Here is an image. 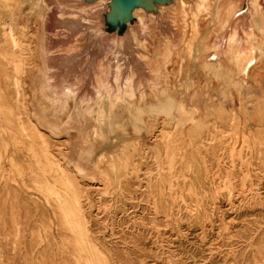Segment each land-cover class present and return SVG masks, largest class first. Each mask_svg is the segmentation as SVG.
<instances>
[{
  "label": "rangeland",
  "instance_id": "374dc122",
  "mask_svg": "<svg viewBox=\"0 0 264 264\" xmlns=\"http://www.w3.org/2000/svg\"><path fill=\"white\" fill-rule=\"evenodd\" d=\"M17 1L28 11L35 2ZM39 4L42 74L36 21L22 5L16 20L25 26L8 30L0 0V264H264V69L241 73L225 55L233 30L245 44L246 16L236 13L223 30L214 23L209 51L194 64L178 10L173 51L150 46L139 50L141 60L125 0L109 11L106 3L92 11L63 0ZM206 31L203 24L200 39ZM40 78L82 104L95 106L103 87L113 95L117 85L145 102L129 117L100 119L92 134L91 126L62 129L40 119ZM39 99L52 113L63 103Z\"/></svg>",
  "mask_w": 264,
  "mask_h": 264
},
{
  "label": "bare ground",
  "instance_id": "6f19581e",
  "mask_svg": "<svg viewBox=\"0 0 264 264\" xmlns=\"http://www.w3.org/2000/svg\"><path fill=\"white\" fill-rule=\"evenodd\" d=\"M63 1L74 5V6L69 5L70 8H72L71 10H73V8H80L82 10L90 9L91 11L93 9L95 10L98 8H102V5L106 3L107 10L109 11L111 10L110 3L113 2L114 0H91V1L81 0L82 3L80 1L78 3L70 2L69 0H63ZM150 1H152V3L156 5L155 10L153 9L147 10L145 5L139 1L133 4L130 9V14L132 18H134L138 23L140 30L139 33L138 30H136L131 25V23H129L128 20L126 21L127 22L126 24L129 26L128 27L129 37L131 39L132 45H134L133 47L134 50H132V52L134 53L133 55L135 57L144 60L141 58L143 57V55L140 54L139 50L143 48L146 49L150 46L151 48H153V52L161 51L162 49L166 50L167 52L173 51L172 46L169 44V39H170L169 37L170 35L173 34V30L176 29L174 25L175 22L174 15L176 10H178L182 18L180 25V31L182 33V47L187 52V56L188 57L190 56V58L188 59L192 58V61L195 64L196 58L199 56L200 53H202V51H209L208 50L209 46L206 45L205 39L209 35V30L211 29V27L214 26L213 24L214 23L216 24L214 28H217L218 30H223L225 27L228 26L231 18L236 13H238L239 15L246 16V20H247V30L245 32V44H242L241 42L235 40L236 32L233 30L228 38V42L225 48L226 58L228 62L234 64L241 73L248 72L252 69H258V70L264 69V0H170L168 3H163L160 0H150ZM1 2L2 5L7 8V12L9 15L6 26L8 30L12 31L14 24L18 26L21 25V22L16 20L17 18L16 15L17 12L19 11V8L23 5V3L17 0H1ZM39 2L40 0H35L33 8H31V10L29 11H28V5L24 4L22 7L23 8L22 13L27 18L30 17L34 18V20L37 23V36L35 39L34 50L38 62L37 68L38 69L40 68L41 70L40 72L42 74L43 63L41 59L43 57L42 56L43 45H42L41 33H42V21L44 17V6L39 4ZM64 13H67L70 16L76 15V13L74 12L67 11V12H63V14ZM21 21L23 22V20ZM163 23H165L167 27L164 26ZM203 24H205L207 31L203 35V39H200L199 32ZM24 26L25 24L21 25V27ZM15 45L17 46V43ZM211 47L215 48V44L212 45ZM11 51L13 50L11 49ZM128 51H130V49ZM174 54L176 58L175 62H177L176 63L177 68H180L179 66L180 62L178 60L179 57L177 51H174ZM17 60L12 61L13 67L15 68L19 67L23 63V60L21 62H17ZM167 64L168 61L167 62L165 61L164 63L165 68H168ZM100 65H102V63H100ZM215 65L220 66L221 65L220 61L217 60V62H215L213 66L216 67ZM202 66L208 68L207 72L209 73L213 68V66L206 64V62H203ZM104 68L105 67H101V71ZM118 77H119V70H117V67H115L113 79L116 83ZM34 82L35 81L32 78L31 88H34L35 86ZM35 84L38 87V94L36 95L37 103H35V105H39L40 108L39 110L41 111L40 119L42 120V122L48 125L47 119L54 120L55 123L59 125V127L62 129L65 128V126L67 125L69 127H75L76 124L85 129L91 126L92 129L91 134L94 132V129L96 130L99 129L100 119H105V120L113 119L117 115L121 116V118H123L124 116L129 117L132 108L136 105V102H139L140 107L142 106L143 102H145V97L142 93L137 99L136 93L131 87H127L124 90H122L120 89V86L117 85L116 92L113 95L110 94V92L108 91V89H106V87H103V91L99 94L98 99L96 101V105L91 106V104H87V103L82 104L81 103L82 101L77 102L75 99V95L71 90L69 92L65 91L61 95L48 89L47 85L43 82L41 78ZM152 90L154 94H157V90H158L157 87L153 86ZM39 96L45 97L46 99H49L55 103H59V100H61L63 103L61 104L59 103L56 106H54L51 110H53L56 113H52L47 111L45 106L42 105Z\"/></svg>",
  "mask_w": 264,
  "mask_h": 264
},
{
  "label": "water",
  "instance_id": "95a60500",
  "mask_svg": "<svg viewBox=\"0 0 264 264\" xmlns=\"http://www.w3.org/2000/svg\"><path fill=\"white\" fill-rule=\"evenodd\" d=\"M117 1V0H116ZM126 1V4H125V6H126V8H127V10H130L131 9V7H132V5L133 4H135L136 2H141V3H143L144 5L145 4H147V2L149 1V0H125Z\"/></svg>",
  "mask_w": 264,
  "mask_h": 264
}]
</instances>
